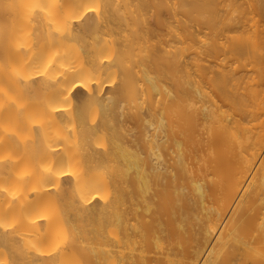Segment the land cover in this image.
Here are the masks:
<instances>
[{
  "label": "bare ground",
  "instance_id": "6f19581e",
  "mask_svg": "<svg viewBox=\"0 0 264 264\" xmlns=\"http://www.w3.org/2000/svg\"><path fill=\"white\" fill-rule=\"evenodd\" d=\"M263 148L264 0H0V264H264Z\"/></svg>",
  "mask_w": 264,
  "mask_h": 264
},
{
  "label": "rangeland",
  "instance_id": "374dc122",
  "mask_svg": "<svg viewBox=\"0 0 264 264\" xmlns=\"http://www.w3.org/2000/svg\"><path fill=\"white\" fill-rule=\"evenodd\" d=\"M179 16H181L180 14H178L177 15V17H179ZM264 155V148H263V150L261 151V154H260V158L259 159H261L262 158V156ZM257 163H259V160H258V162ZM252 253H255V252H252ZM255 255H257V252L255 253ZM254 254H253V256H255ZM250 256V255H249ZM251 257V258H256V257ZM258 256V255H257Z\"/></svg>",
  "mask_w": 264,
  "mask_h": 264
}]
</instances>
